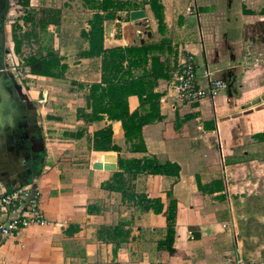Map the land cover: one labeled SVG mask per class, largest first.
<instances>
[{
  "label": "crops",
  "instance_id": "1",
  "mask_svg": "<svg viewBox=\"0 0 264 264\" xmlns=\"http://www.w3.org/2000/svg\"><path fill=\"white\" fill-rule=\"evenodd\" d=\"M124 3L129 8H120ZM20 4L23 16L39 9L61 13L58 25L48 31L66 70L60 79L31 75L24 65L22 79L4 70L0 197L17 187L20 177L13 172L23 171L27 182L38 187L40 209L50 225L23 228L4 239L0 264H232L236 254L264 264V67L250 66L247 33L250 25L264 22V0ZM151 5L162 16L160 27ZM135 10L144 11L141 22L150 37L130 21ZM95 14L103 18L104 49L158 45L151 56L169 70L167 79L154 80L159 118L141 129L145 153L130 150L120 121L102 115L86 123L77 115L79 110L90 113L89 88L101 80V58L81 56L89 49L83 33ZM0 19L1 70L9 65L7 57L14 63L22 59L13 52L9 0H0ZM189 53L200 83L204 70L225 83L213 100L187 104L167 95L179 59ZM142 105L137 96L128 98L129 113L145 114ZM105 129L111 130L117 151L94 150V134ZM146 156L175 164L178 176L139 173L128 180L119 161ZM223 166L232 182L229 197ZM158 201L161 213L155 211ZM171 202L176 203L174 254L164 248ZM254 202L261 204V214H249ZM230 219L234 226L223 229ZM193 232L199 239H192Z\"/></svg>",
  "mask_w": 264,
  "mask_h": 264
},
{
  "label": "trees",
  "instance_id": "2",
  "mask_svg": "<svg viewBox=\"0 0 264 264\" xmlns=\"http://www.w3.org/2000/svg\"><path fill=\"white\" fill-rule=\"evenodd\" d=\"M152 4V3H151ZM120 8H129L128 3L120 4ZM159 27L162 25V16L156 7L151 5ZM264 14V12H263ZM61 13L52 9H39L26 11L22 17L23 26L18 22L11 23V41L13 52L22 59V63L29 69L31 75L60 79L64 76L66 66L60 64V58L53 48V34L48 31L50 25H58ZM103 18L95 14L90 23L88 32L83 33L88 41L89 49L81 54L82 57L101 58V80L98 84H92L88 93L89 114L79 110L77 115L86 123L96 121L102 115H106L110 121H120L124 132L125 141L130 144L133 152L145 153L141 129L144 125L152 123L159 118L157 98L152 93L155 79H167L169 70L164 62L151 56L159 51L158 45L138 46L132 43L130 46L114 49L103 48ZM27 25V28H26ZM260 28L258 40L264 44V22H258ZM25 26V28H24ZM150 59V67L146 69ZM125 63V66L123 64ZM141 71L135 75L134 72ZM137 96L143 104L145 114L137 112L129 113L128 98ZM93 148L95 151H117V147L111 144V130L105 129L94 134ZM40 159V158H39ZM38 159L33 160L31 165H36ZM119 166L127 173L128 180H134L139 173L151 175L178 176L179 168L168 162L161 163L154 157L142 159L120 160ZM37 170H34L36 174ZM38 173V172H37ZM120 180L122 175H116ZM157 213H161L162 207L159 201ZM147 205V210L150 209ZM176 203L171 202L165 212L166 225L168 227L167 238L164 248L174 254L172 248L173 227L176 219ZM162 247V246H161Z\"/></svg>",
  "mask_w": 264,
  "mask_h": 264
},
{
  "label": "built area",
  "instance_id": "3",
  "mask_svg": "<svg viewBox=\"0 0 264 264\" xmlns=\"http://www.w3.org/2000/svg\"><path fill=\"white\" fill-rule=\"evenodd\" d=\"M22 10L20 0H9V11L13 18L12 22H18L20 26H23L20 21L23 16ZM138 33L141 34V32ZM7 60H9L8 57L6 58ZM1 70L10 71L7 67ZM17 71L18 73H16ZM22 72V63H20V68L10 71L11 75L17 79H22ZM203 79V83L197 80L193 55L190 53L185 54L179 59L178 65L168 82L167 95L177 102L192 104L206 98L213 100L226 87L222 80L212 77L209 70H204ZM46 100L47 95L43 94L42 101L46 102ZM13 173H17L18 177H20L17 181V187L0 197V243L20 229L30 226L50 225L40 209L41 195L38 187L33 182H27L23 171L17 170ZM222 182L224 193L229 197L228 194L232 189V182L230 173L225 166L222 169ZM233 226L234 223L231 219L222 224V228L227 230H231ZM232 264L257 263L236 254Z\"/></svg>",
  "mask_w": 264,
  "mask_h": 264
},
{
  "label": "rangeland",
  "instance_id": "4",
  "mask_svg": "<svg viewBox=\"0 0 264 264\" xmlns=\"http://www.w3.org/2000/svg\"><path fill=\"white\" fill-rule=\"evenodd\" d=\"M247 33L249 34V52L252 54V56L249 58V62L251 63L250 66L254 64L255 65L254 67L257 68L264 67V44L261 45V43L258 40L260 34V28L255 23L249 26ZM254 56L256 57L255 60H253ZM8 64L9 65L7 66V68L10 71L11 70L15 71L18 68H20V63L19 62L14 63L11 58L10 60H8ZM16 73H18V71ZM260 209H261V204L254 202L251 205V207L249 206V214H261Z\"/></svg>",
  "mask_w": 264,
  "mask_h": 264
},
{
  "label": "water",
  "instance_id": "5",
  "mask_svg": "<svg viewBox=\"0 0 264 264\" xmlns=\"http://www.w3.org/2000/svg\"><path fill=\"white\" fill-rule=\"evenodd\" d=\"M5 13H6V11H5ZM3 14H4V12H3ZM144 17H145V13L142 10H135V11H131L129 13L130 21L133 22L136 26L143 28V31L146 33V35L148 37H150V35H151L150 32H146V28H145L144 24L141 22ZM1 21H2V19H0V23H1ZM6 75L7 74L5 73V71L0 70V83L2 82V77L5 78ZM191 237L193 240H197V239H199L200 236H199L198 232H193L191 234Z\"/></svg>",
  "mask_w": 264,
  "mask_h": 264
},
{
  "label": "flooded vegetation",
  "instance_id": "6",
  "mask_svg": "<svg viewBox=\"0 0 264 264\" xmlns=\"http://www.w3.org/2000/svg\"><path fill=\"white\" fill-rule=\"evenodd\" d=\"M1 58V57H0Z\"/></svg>",
  "mask_w": 264,
  "mask_h": 264
}]
</instances>
